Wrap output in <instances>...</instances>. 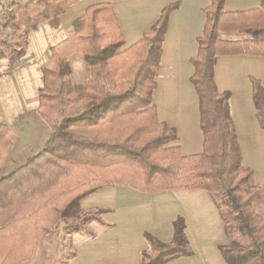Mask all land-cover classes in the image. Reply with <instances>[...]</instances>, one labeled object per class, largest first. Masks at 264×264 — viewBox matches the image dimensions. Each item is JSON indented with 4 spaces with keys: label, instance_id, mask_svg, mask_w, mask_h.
<instances>
[{
    "label": "trees",
    "instance_id": "1",
    "mask_svg": "<svg viewBox=\"0 0 264 264\" xmlns=\"http://www.w3.org/2000/svg\"><path fill=\"white\" fill-rule=\"evenodd\" d=\"M77 1L11 0L0 31V59L16 63L26 54L28 33L43 22L58 27L60 15ZM225 2L211 0L205 9L198 53L191 59V81L198 93L205 135L203 150L197 154L183 155L178 146H167L178 136L174 128L158 120L152 101L162 41L177 3L165 6L150 30L128 48L123 49L124 35L111 2L89 6L74 20L66 38L51 46L49 60L38 70L42 79L39 112L53 131L43 152L8 176L0 173V264H22L37 240L24 249L21 239L4 235L20 220L13 213L24 196L23 186L29 190L26 194L40 187L41 197L50 196L40 208L41 239L59 219L80 218L84 197L117 183L147 192L208 190L225 224L228 242L219 245L225 261L264 264V221L255 209L264 185L255 184L252 170L242 164L231 94L220 91L215 79L219 54L264 56V0L257 8L234 12L224 9ZM235 31L243 34L241 39L223 38L222 32ZM78 53L83 54L90 73L82 84L71 79L69 60ZM251 82L256 115L264 129V84L254 77ZM18 137L17 129L0 123V171ZM47 211L56 213L48 225ZM90 215L82 221L92 220ZM145 237L150 249L143 252L142 264H165L193 253L181 216L174 220L170 241L148 232Z\"/></svg>",
    "mask_w": 264,
    "mask_h": 264
},
{
    "label": "crops",
    "instance_id": "2",
    "mask_svg": "<svg viewBox=\"0 0 264 264\" xmlns=\"http://www.w3.org/2000/svg\"><path fill=\"white\" fill-rule=\"evenodd\" d=\"M101 2H111L119 16L125 42L123 49L150 30L165 6L177 3L162 41L161 67L152 101L158 120L174 128L178 136L167 146H178L183 155L202 152L205 135L200 125L198 93L191 81L194 73L191 59L198 53V38L203 34L207 19L205 9L211 0H78L60 15L58 27L43 22L28 33L26 54L16 63L9 65L7 59H0V123L19 131L3 163L2 175L8 176L22 168L45 149L52 127L39 112L42 79L38 67L49 60L51 46L61 43L73 29L74 20L89 6ZM261 2L226 0L224 9L227 12L249 10L259 7ZM222 35L224 39L242 38L236 31L222 32ZM69 61L72 81L82 83L89 73L83 54H75ZM253 77L264 84V56L243 53L217 56L215 79L220 91L228 90L231 94L232 121L242 164L252 170L255 184L264 185V129L256 115ZM39 176L37 183H40ZM24 187L21 204L13 213L16 218L20 216V220L4 235L21 239L24 249L37 237L31 256L22 264H38L46 247L44 239H50L63 219L52 226L43 240L38 239L40 208L45 207L50 196L41 197L40 187L35 193L26 194L29 190ZM81 205L84 211L99 208L101 212L99 219L84 223L89 232L81 226L74 231L64 227L69 235L77 237L74 252L67 255L65 264H142L143 252L150 248L145 233L168 242L173 237L174 220L179 216L185 219L193 253L165 264H228L219 249V245L228 242L225 224L208 190L180 188L147 192L117 183L95 190L81 200ZM55 214L54 211L45 213L47 225ZM65 246L71 250V244Z\"/></svg>",
    "mask_w": 264,
    "mask_h": 264
},
{
    "label": "rangeland",
    "instance_id": "3",
    "mask_svg": "<svg viewBox=\"0 0 264 264\" xmlns=\"http://www.w3.org/2000/svg\"><path fill=\"white\" fill-rule=\"evenodd\" d=\"M10 2H11V0H0V31H2V21H4L3 19L5 18L4 15L6 13V6ZM8 32H11V31H8ZM242 35L243 34H241V36ZM89 74L90 73H88V75L86 76V78L83 82H85L89 78V76H90ZM82 83H79V84H82ZM46 121L50 125L48 119ZM50 127H52V126L50 125ZM52 128H51L50 136H51L52 131H53ZM50 136H49V138H50ZM46 144H47V142H46ZM46 144H45V147H46ZM50 148H51V145H50ZM0 173H2V172L0 171ZM249 185H251V184L249 183ZM255 209L262 216L263 221H264V195H262L261 198H259V200H257L255 202ZM88 214L89 215L91 214L90 216L93 217V219H95V218L99 219V215H100L99 214V208H95L93 210L82 212L80 214L81 215L80 219H78V218L77 219L69 218L68 220L63 219L58 224L57 231L55 230L53 232L50 239L45 240L44 237H46V235H43V237H41L40 240L44 239L43 246H46V247H44L45 251H42L43 253L41 254V257H40L38 264H65V260L67 259L66 258L67 255L72 254L74 252V246H75L74 242H75V239H77V237L69 235V232L67 230H65L64 227H66L69 231L70 230L74 231L77 226H79V227L81 226L82 229H85L87 232H89V228L85 227V225L83 224L85 221H82V217L85 216V218H86V217H88ZM67 224H68V226H67ZM91 230H93V229H91ZM50 231H48V232H50ZM241 233L242 232H240V234ZM242 239L244 241L246 240L245 238H242ZM69 244H71V246H72L71 250L68 246H65V245H69Z\"/></svg>",
    "mask_w": 264,
    "mask_h": 264
}]
</instances>
